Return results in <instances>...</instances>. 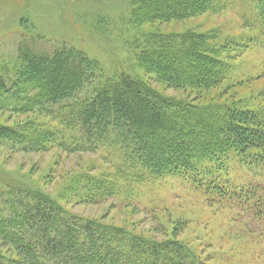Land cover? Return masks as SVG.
<instances>
[{"label":"trees","instance_id":"trees-1","mask_svg":"<svg viewBox=\"0 0 264 264\" xmlns=\"http://www.w3.org/2000/svg\"><path fill=\"white\" fill-rule=\"evenodd\" d=\"M254 1L264 28V0ZM218 10L214 0H133L130 24L183 22ZM149 40L136 55L147 80L124 74L104 79L96 62L66 45L45 54L34 40L19 43L12 84L17 90L0 78V111L36 112L57 120L69 134L31 120L0 122V145L23 153L56 147L79 154L94 153L109 141L136 171L134 180L177 178L190 184L211 206L235 210L243 220L240 233L256 236L264 248V187L232 186L227 179L235 163L249 172L264 170V74L236 76L248 47L221 40L217 32L158 34ZM73 184L78 195L64 206L41 191L4 184L0 264H221L212 252H197L178 239L184 222L145 235L73 214L68 206L101 205L121 192L118 182L105 176L78 177ZM262 261L248 257L234 264H264V255Z\"/></svg>","mask_w":264,"mask_h":264},{"label":"rangeland","instance_id":"rangeland-1","mask_svg":"<svg viewBox=\"0 0 264 264\" xmlns=\"http://www.w3.org/2000/svg\"><path fill=\"white\" fill-rule=\"evenodd\" d=\"M132 2L0 0V78L5 80L7 88L17 90L12 84L16 81L14 73L19 43L34 40L35 49L45 54L62 45L81 51L98 64L104 79L124 74L147 80L137 65L136 55L147 41H151L149 38L190 31L217 32L221 40L234 39L239 45L248 47L239 59L236 76L264 74V28L256 18L254 0H214L219 8L215 13L183 22L139 28L130 24ZM165 93L179 95L171 91ZM36 114L0 111V122L11 126L31 120L44 129L69 132L57 120L49 121ZM135 175L136 171L122 162L119 151L110 146L109 141L94 153L79 154H66L56 147L47 152L23 153L16 146L0 145V192L5 189V183L11 182L41 191L64 206L72 195H78L72 190L76 178L105 176L118 182L121 192L117 196L112 195L101 205L68 206V210L84 219L101 220L145 235L151 234L158 226H166L170 231L177 223L175 221L184 222L185 229L180 230L178 239L187 242L197 252L200 249L205 253L212 252L221 264H234L248 257H258L263 262L264 248L259 247L256 236L240 233L243 220L237 218L235 210L226 209L222 204L211 206L207 200L209 197L197 193L180 179L167 178L151 183L136 181ZM227 179L232 186L251 184L261 188L264 187V170L249 172L235 163L231 164ZM67 188L72 190L70 194L66 193ZM126 205H134L139 211L135 213L133 209L125 208Z\"/></svg>","mask_w":264,"mask_h":264}]
</instances>
